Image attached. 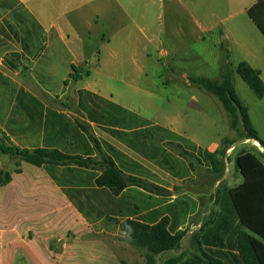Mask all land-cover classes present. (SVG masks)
I'll list each match as a JSON object with an SVG mask.
<instances>
[{"label":"crops","instance_id":"crops-1","mask_svg":"<svg viewBox=\"0 0 264 264\" xmlns=\"http://www.w3.org/2000/svg\"><path fill=\"white\" fill-rule=\"evenodd\" d=\"M260 1L0 0V146L56 150L96 162L103 156L126 175L158 188L151 193L130 187L114 196L96 186L100 170L22 162L21 173H13L12 182L0 189V246H6L0 264L16 263L11 251L15 225L24 235L38 236L18 243L27 264H134L138 251L123 241L122 223L133 219L155 225L163 218L174 233L186 234L180 249L163 253L157 264L169 259L246 264L239 235L264 240L242 224L230 195L244 178L238 172L226 189L215 190L220 178L211 166L184 155L200 156L197 152L204 149L214 153L221 139L208 146L193 142L197 151H190L183 145L185 132L171 123L139 124L114 114L107 106L112 98L93 84L92 74L139 66L141 56L156 65L166 57L176 75L202 68L222 73L228 54L234 72L247 62L264 81V58L254 52V40L264 49V35L253 31L257 26L248 15ZM182 76L190 85L188 75ZM145 142L156 148L153 158L140 152ZM175 147L183 150L184 176L167 158ZM10 157L0 155V171L12 162ZM198 166L209 173L210 187L202 185ZM55 231L61 236L79 231L80 236L62 237L60 251L54 252L51 234L44 233ZM93 233L99 237H90ZM138 257L135 264H145Z\"/></svg>","mask_w":264,"mask_h":264},{"label":"trees","instance_id":"trees-1","mask_svg":"<svg viewBox=\"0 0 264 264\" xmlns=\"http://www.w3.org/2000/svg\"><path fill=\"white\" fill-rule=\"evenodd\" d=\"M248 15L264 35V0L254 5L248 11ZM235 72L258 99L264 97V81L259 71L249 63L241 62ZM233 73L229 55L226 54L222 73L218 80L192 77L189 78V81L195 87L218 99L231 119V129L239 137L257 142L264 148V140L260 138L251 121L249 108L236 93ZM81 127L88 138L97 145V140L90 134L89 129L83 125ZM236 143V140L223 139L220 148L214 153L206 151L198 156L185 152L184 155L199 164L208 163L213 175L216 178H221L229 162L228 151L234 148ZM0 155H10L19 160L15 170L17 174L21 173L22 162L36 167L51 164L75 165L100 170L101 175L96 178V186L107 189L114 196H119L130 187H137L151 193L158 189L143 179L126 175L110 158L103 156L99 162H96L92 158L70 156L56 150H18L2 146H0ZM236 162L237 170L244 178V182L230 190L233 204L242 224L264 240V163L251 152H243L237 157ZM11 182L12 174L8 171H0V188ZM121 230L124 233L123 241L140 252L145 264H157L158 257L163 253L179 250L186 234L185 232L174 233L168 218H163L155 225L127 219L122 223ZM239 250L246 264H264V244L245 232L239 235ZM179 261V259H169L162 264H177Z\"/></svg>","mask_w":264,"mask_h":264},{"label":"rangeland","instance_id":"rangeland-1","mask_svg":"<svg viewBox=\"0 0 264 264\" xmlns=\"http://www.w3.org/2000/svg\"><path fill=\"white\" fill-rule=\"evenodd\" d=\"M258 30L257 27L253 29L257 34L259 32ZM254 44V52H261L264 58V49H261L255 40ZM141 57V64L139 66L126 64L123 70H106L99 74L92 72L93 84H97L98 89L103 94L112 98V103H107L110 111H113L114 114H118L119 116L122 114L125 117L129 116L136 123L139 122V124L148 123L153 125V123H157L159 125L169 126L171 123L182 134L185 132L188 140H184L183 145L187 150L190 149V151H197L193 146V142H200L208 146L218 138L221 139V143L223 139L236 140L237 143L234 145V148L228 151L229 162L215 190L222 191L229 186L231 179L233 182L235 174L238 173L236 160L243 152L256 154L264 161V148L257 142L246 140L245 137H239L231 129V119L218 99L206 92L203 95L202 91L192 85L190 81V85L187 86L185 80L182 79V75L187 74L189 78L204 77L211 80H218L221 71L202 68L192 72L186 70L179 71L176 72V75L166 66L168 60L166 57H162V62L158 65H156L154 60L149 61L146 56ZM262 62L261 71L264 79V59ZM234 85L237 95L249 108V115L258 135L264 140V97L258 99L236 72H234ZM149 143L145 142L141 144L139 146L141 149L140 152L153 158L152 155L156 148ZM182 151L179 147H175L173 149V156L167 155L168 160L171 161L174 169H176L178 176L186 175L183 167L184 161L180 157ZM206 151L207 149H204L197 153L204 154ZM10 160L12 162L10 164L5 163L4 169L1 171H8L13 175L17 169L19 160L13 156L10 157ZM13 163L15 166H13ZM196 174L202 176V178L204 177L202 185L208 183L209 187L212 185V182L209 180L210 175L206 170L202 171L198 166ZM3 201V196H0V203ZM102 225L103 223L97 224L96 229L98 230ZM19 228V226L15 225L12 231V245L15 247L11 251L16 257L15 264H27L21 254L18 243L22 244L25 239L33 240L38 236L33 232L24 235ZM76 232L77 234L73 231H68L61 236L55 231L53 233H44V235L51 234L49 237L51 239L50 250L58 252L61 249L59 240L62 237L65 240H71L80 236L79 231ZM90 237L96 238L99 236L93 233ZM5 247L2 244L0 251H3ZM139 254L140 252L134 253V264L137 262Z\"/></svg>","mask_w":264,"mask_h":264}]
</instances>
